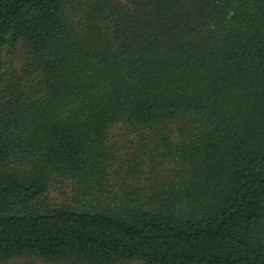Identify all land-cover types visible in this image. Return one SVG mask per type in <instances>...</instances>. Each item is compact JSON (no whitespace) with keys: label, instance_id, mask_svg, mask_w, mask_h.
Returning a JSON list of instances; mask_svg holds the SVG:
<instances>
[{"label":"trees","instance_id":"16d2710c","mask_svg":"<svg viewBox=\"0 0 264 264\" xmlns=\"http://www.w3.org/2000/svg\"><path fill=\"white\" fill-rule=\"evenodd\" d=\"M16 259L264 264V0H0Z\"/></svg>","mask_w":264,"mask_h":264},{"label":"rangeland","instance_id":"374dc122","mask_svg":"<svg viewBox=\"0 0 264 264\" xmlns=\"http://www.w3.org/2000/svg\"><path fill=\"white\" fill-rule=\"evenodd\" d=\"M13 50H10L9 52H12ZM15 58H16V53L13 52V53H9L8 54V60L11 61V63L14 65H16V61H15ZM114 133L118 136L119 134L122 133V131L119 132V130H115ZM117 141L119 142V145L124 149V142L125 140H122L120 137H117L116 138ZM61 192L63 193H69V195L71 194L70 193V188L69 187H58L57 190H55L54 192H52V197L57 200H64L66 199V197L64 195L61 194ZM0 264H41L39 262H35L33 260H27V259H16V260H13V261H10V262H7V263H0Z\"/></svg>","mask_w":264,"mask_h":264}]
</instances>
